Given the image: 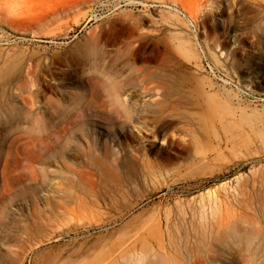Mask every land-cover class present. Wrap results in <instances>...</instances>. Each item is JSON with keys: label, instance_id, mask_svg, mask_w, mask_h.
<instances>
[{"label": "rangeland", "instance_id": "rangeland-1", "mask_svg": "<svg viewBox=\"0 0 264 264\" xmlns=\"http://www.w3.org/2000/svg\"><path fill=\"white\" fill-rule=\"evenodd\" d=\"M0 4V264H121L129 248L149 258L177 238L169 246L187 257V226L202 221L204 201L264 200V0ZM28 73L49 87L39 115L16 127L10 110ZM105 76L131 103L126 129L93 98ZM70 93L98 104L73 109ZM135 135L150 137L158 161L139 162L133 182L117 183L99 154L107 141L116 151L138 145ZM64 142L73 153L62 164ZM89 142L98 156L86 155ZM169 212L170 225L160 218ZM262 226L240 222L210 264H264Z\"/></svg>", "mask_w": 264, "mask_h": 264}, {"label": "bare ground", "instance_id": "bare-ground-1", "mask_svg": "<svg viewBox=\"0 0 264 264\" xmlns=\"http://www.w3.org/2000/svg\"><path fill=\"white\" fill-rule=\"evenodd\" d=\"M209 1V0H208ZM1 5V4H0ZM2 6V5H1ZM1 12L2 14H5L4 9L2 8ZM9 13V12H8ZM19 14V13H18ZM15 15V14H14ZM2 16V15H1ZM12 16V15H11ZM16 16V15H15ZM19 16V15H18ZM6 17V14H5ZM7 18V17H6ZM5 18V19H6ZM8 18L10 19V17L8 16ZM15 18V17H14ZM21 19V17H19ZM13 19V18H12ZM18 19V17H17ZM14 19V20H17ZM23 20V19H22ZM27 20V19H26ZM25 20V21H26ZM11 21V19L9 20ZM31 21V20H27L26 22ZM2 22V21H1ZM18 22V21H17ZM24 22V21H23ZM34 22V20L32 21ZM6 23V20H5ZM14 23V21H13ZM16 24V23H15ZM10 25V24H9ZM264 25V24H263ZM127 43V42H126ZM132 43V42H131ZM138 43V42H137ZM138 46V44H137ZM136 46V48H137ZM141 46V45H140ZM135 47V45H134ZM221 48V47H220ZM225 48V47H224ZM263 48V47H262ZM220 50V49H219ZM160 55V54H159ZM156 57V56H155ZM22 59V58H21ZM30 60V59H29ZM34 60V59H33ZM32 61V59L30 60ZM39 61V60H38ZM42 62V61H40ZM47 63V62H46ZM33 65V64H32ZM38 65V63H37ZM26 68V67H25ZM32 69V68H31ZM38 69V68H37ZM46 70V69H45ZM38 71V70H37ZM47 71V70H46ZM36 72V70H35ZM32 73H34V71H32ZM26 74V73H25ZM29 74V78H27L26 81L22 82L21 84L19 83V85H16V91H15V96L13 98V100L16 102H12V109L10 110V113L12 115V121H14V125L16 127H19L23 122L28 121V120H33L37 115H39V113H37L38 108V99L43 95V88H48L49 85H45V81H41L35 79L34 74L37 75V72L34 73L33 75ZM81 74V73H80ZM151 75V74H150ZM26 76V75H25ZM48 76V75H47ZM107 76V74H106ZM105 76V77H106ZM104 77V76H103ZM100 77L99 79L102 81L103 86L101 88V93L97 92L93 94V98H97L98 100L101 99V103L99 104V107H103L105 108L107 105H112V111H117L118 113H120L124 120L123 122H121V126H122V130L126 129V127L128 126H132L131 124L135 121V114L133 112V109L131 107V103L127 102L124 98V94L123 91L121 90V86H120V82L117 83L114 80H112L110 77H106L107 79ZM20 78V77H19ZM18 78V79H19ZM47 78V77H46ZM21 79V78H20ZM49 79V78H48ZM14 80V79H13ZM17 81V80H15ZM23 81V80H21ZM20 82V81H19ZM50 83V82H49ZM53 85V84H52ZM15 86V85H14ZM56 88L55 85H53ZM51 87V85H50ZM12 89V88H11ZM51 89V88H49ZM53 90V88H52ZM72 95V99L73 102L71 104V106L73 107V109H76L77 106L82 105V108H86L88 110H91L92 108H95L96 105L98 104L97 102H93V101H87L84 102L85 96L83 93H70ZM64 97V95H63ZM219 97V96H218ZM65 98V97H64ZM12 99V98H11ZM211 100V99H210ZM221 100V99H220ZM1 101V100H0ZM20 101L23 105L19 106L17 105V102ZM214 105V104H213ZM241 106V105H240ZM238 107V106H237ZM1 109V108H0ZM35 116V117H34ZM10 117V115H9ZM245 122V121H244ZM247 122V121H246ZM247 124V123H246ZM249 124V123H248ZM172 125V122L169 120L168 122L165 123V127ZM247 126V125H246ZM117 127V126H116ZM164 128V127H163ZM221 129V128H220ZM216 133V132H215ZM224 133V132H223ZM226 133V132H225ZM224 133V135H226ZM157 131L156 129H154L152 131V135H156ZM136 138L135 140H139L138 145H127L123 146V144L119 147V150L116 151L114 148V145H112L111 141H107L105 143V148L103 149V152L100 155V157L102 158H110L111 159V163H112V172H113V181H117V183H123V182H133L134 181V177L133 175L136 172V165L139 162H150V161H155L157 162V158L152 156V151H151V141H150V137L147 136V140H144V138L135 135ZM223 136V135H222ZM217 137V136H216ZM258 138V137H257ZM238 141V140H237ZM252 142V141H251ZM253 143V142H252ZM223 145V144H222ZM260 145V144H259ZM261 146V145H260ZM96 146L94 144H92L91 142L87 143L86 146V155L87 156H91L92 154H95L96 156H98V152L97 149L95 148ZM258 147V146H257ZM60 153L62 154V164L64 157H66L67 155H72L73 150H72V146L70 145L69 142H64V143H60ZM218 149V148H217ZM262 149V148H261ZM261 152V151H260ZM216 153V152H215ZM222 154V153H221ZM257 154V153H256ZM219 155V154H218ZM207 156V155H206ZM255 157V156H253ZM256 168V167H255ZM76 167H71V171L72 172H76ZM262 171V170H260ZM256 172V171H255ZM259 172V171H257ZM262 175V174H261ZM264 175V174H263ZM262 175V176H263ZM41 176V175H40ZM255 176V174H254ZM261 176V177H262ZM24 177H27V175H24ZM35 178V175H34ZM255 178V177H254ZM262 180V179H261ZM259 180V181H261ZM254 181V180H253ZM257 181V179H256ZM252 184V183H251ZM255 184V183H254ZM253 184V185H254ZM257 184V183H256ZM263 184V183H262ZM260 185V184H259ZM256 186V185H255ZM261 187V186H260ZM255 188V187H254ZM255 190V189H254ZM264 190V189H263ZM216 191V190H215ZM260 191V190H259ZM261 192V191H260ZM264 192V191H263ZM208 196V195H207ZM250 196V195H249ZM203 197V196H202ZM209 197V196H208ZM212 197V196H211ZM226 197V196H225ZM258 197V195H257ZM126 198V197H125ZM205 198V197H204ZM217 199H213L215 201L213 202H208L207 204L204 201V205L201 204V209L198 211V214L200 215V221L199 223H188L189 225L187 226V247H186V255L187 257L184 256V254H180L182 253V251H177L180 248L179 246H169L171 245V243H173V240L178 241L177 239H173L171 240L172 242H170V240L168 242H170V244H162L158 247H156V249L158 248L157 252H155V250H153L152 252L154 253V255L152 257H146L143 254V251H141L143 254L139 253V252H135L133 249L131 252V248L130 252L128 251V255L125 257H122V263L121 264H210L212 263L214 260L218 261L217 258H215L214 256H212V254L215 252V245L218 243H221L222 241H225L227 239L230 238V236L234 233V231L236 230L238 224L240 222H245V221H250V223L259 226L260 225H264V200H258V198H252L253 201H251V203L245 202L244 201H240L243 200L242 198L239 200L237 199H232L233 201H224L223 200H218V197H216ZM220 198V197H219ZM223 198V197H222ZM230 198V197H229ZM131 199V198H130ZM249 199V198H248ZM129 200V199H128ZM132 200V199H131ZM203 200V199H202ZM206 200V199H205ZM212 201V200H210ZM246 204H245V203ZM131 203V202H130ZM136 203V202H135ZM200 204V203H199ZM197 205V204H196ZM245 206L246 209H244ZM181 206V205H180ZM242 206V207H241ZM190 207V206H189ZM188 207V208H189ZM244 207V208H243ZM128 208V207H127ZM126 208V209H127ZM181 208V207H180ZM244 211H242L243 209ZM125 209V210H126ZM179 209V208H178ZM186 209V208H185ZM195 209V208H194ZM248 209V210H247ZM173 210V209H172ZM180 210V209H179ZM178 210V211H179ZM247 210V211H246ZM72 211V210H71ZM76 211V210H74ZM149 211V210H148ZM160 211V210H159ZM183 211V209H182ZM187 211V210H186ZM184 211V212H186ZM190 211V210H189ZM249 211V213H248ZM251 211V212H250ZM144 212V211H143ZM163 212V211H162ZM191 212V211H190ZM151 213V212H150ZM172 212H169V215H166L165 217H160L161 220L163 221H167V224L170 225V223L173 221L172 220V216L170 215ZM145 214V213H144ZM157 214V213H156ZM159 214V213H158ZM181 214V212L179 213ZM186 214V213H185ZM194 215V213H192ZM138 215V214H137ZM149 215V214H148ZM182 215V214H181ZM144 216V215H143ZM142 216V217H143ZM155 216V215H153ZM178 216V215H177ZM180 216V215H179ZM146 217V216H145ZM148 217V216H147ZM159 217V216H157ZM183 217V216H182ZM186 217V216H184ZM192 217V216H191ZM136 218V216H135ZM134 218V219H135ZM153 218V217H152ZM197 218V217H196ZM195 218V219H196ZM199 218V217H198ZM143 219V218H142ZM155 219V217L153 218ZM183 219V218H181ZM190 219V218H188ZM194 219V220H195ZM132 220V219H131ZM157 220V219H156ZM160 219H158V221H161ZM193 220V219H192ZM138 221V220H137ZM155 221V220H154ZM182 221V220H181ZM142 222V221H141ZM147 222H149V220H147ZM153 221H151L152 223ZM184 222V220H183ZM196 222V221H194ZM133 223V222H132ZM143 223V222H142ZM177 223V222H176ZM186 223V222H185ZM131 224V223H130ZM136 224V223H135ZM145 224V223H144ZM156 224V223H155ZM154 224V225H155ZM161 224V223H159ZM163 224V223H162ZM127 225V224H125ZM138 225V224H137ZM185 225V224H184ZM147 226V224H146ZM159 226V225H158ZM166 226V224H165ZM174 226V225H173ZM179 226V225H178ZM186 226V225H185ZM132 227V226H131ZM151 227V226H150ZM156 227V226H154ZM162 227V226H161ZM184 227V226H183ZM263 227V226H262ZM134 228V227H133ZM140 228V227H139ZM180 228V227H179ZM130 229V228H129ZM135 229V228H134ZM144 229V228H143ZM161 229V228H159ZM158 229V230H159ZM173 229V228H172ZM178 229V228H177ZM142 231V227L140 229ZM156 230V229H155ZM162 230V229H161ZM133 231V230H131ZM171 231V230H170ZM177 232H181L176 230ZM138 232V231H137ZM126 233V231L124 232ZM139 233V232H138ZM149 233V232H148ZM158 233V232H157ZM136 234V233H135ZM141 234V232H140ZM165 234V233H164ZM170 234H172L170 232ZM174 234V232H173ZM128 235V234H127ZM138 235V234H137ZM159 235V234H158ZM169 235V234H168ZM167 235V236H168ZM178 235L180 236V234L178 233ZM142 237V236H141ZM175 238V235L173 236ZM131 238L130 236L127 238L129 239ZM137 238V237H136ZM170 238V237H168ZM166 238V239H168ZM172 238V235H171ZM186 238V237H185ZM138 239H140V237H138ZM162 239L163 236H162ZM181 239V238H180ZM137 244V240L135 239ZM182 241L183 238H182ZM165 242V241H164ZM179 242L181 243V241L179 240ZM123 243V242H122ZM134 243V242H133ZM132 243V244H133ZM159 243V242H158ZM166 243V242H165ZM178 244V242H176ZM131 244V242H130ZM144 244V243H143ZM183 244V243H182ZM181 244V245H182ZM186 244V243H185ZM141 245V244H140ZM176 245V244H174ZM179 245V244H178ZM180 245V246H181ZM95 246V245H94ZM132 246V245H131ZM139 246V244H138ZM145 246V244L143 245V247ZM90 247V246H89ZM129 247V246H127ZM137 247V246H136ZM146 247V246H145ZM134 248V247H133ZM95 249V248H94ZM127 249V248H126ZM128 249V250H129ZM137 249V248H136ZM143 249V248H142ZM185 250V247L183 248ZM182 249V250H183ZM86 250V249H85ZM88 250V247H87ZM91 247H90V252L91 253ZM147 250V249H146ZM152 250V249H151ZM228 250H235L234 246H232L231 244L228 245ZM96 251V250H94ZM127 251V250H126ZM237 251V250H236ZM79 252V251H78ZM82 252V251H81ZM104 252V251H103ZM80 253V252H79ZM88 253V252H87ZM95 253V252H94ZM127 253V252H125ZM130 253V254H129ZM185 253V252H184ZM93 254V253H92ZM99 254V253H98ZM147 254V253H146ZM87 255V254H86ZM125 255V254H124ZM122 255V256H124ZM152 254H150L149 256H151ZM82 256V255H81ZM92 256V255H91ZM98 256V255H97ZM102 256V255H101ZM85 257V256H84ZM87 257V256H86ZM92 258V257H89ZM98 258V257H97ZM236 258V256H233V259ZM93 259V258H92ZM89 259V260H92ZM232 259V258H231ZM232 259V261H233ZM84 260V259H83ZM88 260L89 263H91ZM79 261V260H78ZM87 261V260H86ZM84 260V262H86ZM235 261V260H234ZM93 262V261H92ZM82 263V262H81ZM87 263V262H86ZM84 263V264H86ZM120 264V261H119Z\"/></svg>", "mask_w": 264, "mask_h": 264}, {"label": "built area", "instance_id": "built-area-1", "mask_svg": "<svg viewBox=\"0 0 264 264\" xmlns=\"http://www.w3.org/2000/svg\"><path fill=\"white\" fill-rule=\"evenodd\" d=\"M207 66L212 70L211 66L209 65V63H207ZM216 74V73H215Z\"/></svg>", "mask_w": 264, "mask_h": 264}]
</instances>
